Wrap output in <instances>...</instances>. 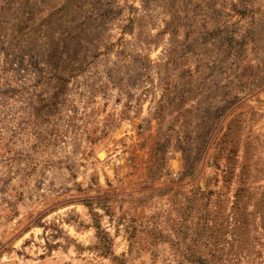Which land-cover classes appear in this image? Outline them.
Returning a JSON list of instances; mask_svg holds the SVG:
<instances>
[{
  "label": "rangeland",
  "instance_id": "1",
  "mask_svg": "<svg viewBox=\"0 0 264 264\" xmlns=\"http://www.w3.org/2000/svg\"><path fill=\"white\" fill-rule=\"evenodd\" d=\"M0 264H264V0H0Z\"/></svg>",
  "mask_w": 264,
  "mask_h": 264
},
{
  "label": "trees",
  "instance_id": "2",
  "mask_svg": "<svg viewBox=\"0 0 264 264\" xmlns=\"http://www.w3.org/2000/svg\"><path fill=\"white\" fill-rule=\"evenodd\" d=\"M95 227H97V226H95Z\"/></svg>",
  "mask_w": 264,
  "mask_h": 264
}]
</instances>
